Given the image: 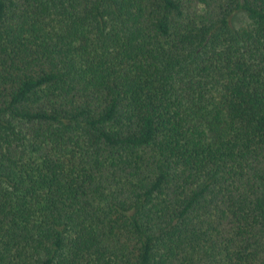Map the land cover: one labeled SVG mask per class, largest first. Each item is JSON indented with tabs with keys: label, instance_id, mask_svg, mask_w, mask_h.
Listing matches in <instances>:
<instances>
[{
	"label": "trees",
	"instance_id": "trees-1",
	"mask_svg": "<svg viewBox=\"0 0 264 264\" xmlns=\"http://www.w3.org/2000/svg\"><path fill=\"white\" fill-rule=\"evenodd\" d=\"M0 264H264V0H0Z\"/></svg>",
	"mask_w": 264,
	"mask_h": 264
},
{
	"label": "rangeland",
	"instance_id": "rangeland-1",
	"mask_svg": "<svg viewBox=\"0 0 264 264\" xmlns=\"http://www.w3.org/2000/svg\"><path fill=\"white\" fill-rule=\"evenodd\" d=\"M248 22V17L245 13L241 12L239 13L235 19H234V23L237 25V26H240V25H243L245 23Z\"/></svg>",
	"mask_w": 264,
	"mask_h": 264
}]
</instances>
